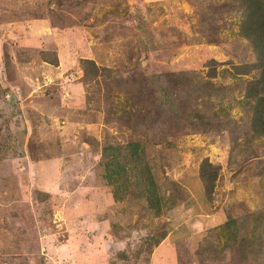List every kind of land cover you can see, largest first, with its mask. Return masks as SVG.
<instances>
[{
    "label": "rangeland",
    "instance_id": "obj_1",
    "mask_svg": "<svg viewBox=\"0 0 264 264\" xmlns=\"http://www.w3.org/2000/svg\"><path fill=\"white\" fill-rule=\"evenodd\" d=\"M209 16L218 43L202 28ZM244 18L234 0H0V264H252L212 242L228 215L252 228L246 252L264 263V229H253L264 139L236 107L245 123L229 132L195 120L177 130L155 105L161 86L210 60L254 64L237 35ZM224 75L227 98L250 78ZM115 161L130 173L119 188ZM144 166L167 201L160 214L136 195Z\"/></svg>",
    "mask_w": 264,
    "mask_h": 264
},
{
    "label": "trees",
    "instance_id": "obj_2",
    "mask_svg": "<svg viewBox=\"0 0 264 264\" xmlns=\"http://www.w3.org/2000/svg\"><path fill=\"white\" fill-rule=\"evenodd\" d=\"M234 1L240 3L245 14L244 20L237 25V35L248 40L255 54L256 62L251 66L240 64L231 68L218 69L214 65V60H210L205 65V70L192 71V73L184 72L181 79L173 78L174 85L169 83L163 85V87L161 86L165 98L155 105L161 108V116L166 111V120L175 123L177 130L179 126H182L179 123L180 121L193 123L195 120L197 121L196 124H201L200 128L203 131L221 129V131L226 130L229 132H231L230 128L238 129L236 127L238 123H245V120L238 122L231 115V109L236 107L241 113L240 118L245 116L248 118V127L251 134L255 135L257 140L264 139V0ZM209 19H203L202 28L207 33V38L209 37L207 39L208 43H218L220 40L216 36L217 33H215L217 32V20L212 16H209ZM259 21H261L260 26L256 24ZM85 63L88 64L90 61ZM217 64L221 65V63ZM224 72L231 80H241L242 75H250V78L243 82L242 88H240L241 82H238L236 84V87H239L237 93L227 98V93L234 84L230 81L228 83L222 81V79H226ZM170 93H173V95L171 96ZM197 97L202 98V105L195 106V104H192L193 98ZM198 107H200L199 110ZM130 149L132 152L144 150L140 142H134ZM256 151L254 149V153ZM208 168V164L204 161L202 165L203 172L200 177L202 176L201 182L205 185L206 190L210 192L216 172H210ZM128 170L129 168L115 161L113 170L107 174L108 182L116 184L120 181H126L127 175L130 174ZM138 177L139 184H142L143 189H139L136 195L144 196L148 207L153 209L156 214H160L167 201L159 193L147 166H144L142 173L139 172ZM136 184L138 183L136 182ZM117 186L119 188V185ZM252 214L249 215L251 218H253ZM238 219L228 215L222 225L213 229L215 239L212 242H216V246L220 244L219 251L224 254L238 247L240 250L238 255L241 254L246 263L264 264L260 262L256 254L249 255L246 252L250 247L247 239L249 236L246 233L250 232L252 228L245 232ZM253 223V229L258 226L264 229V210L254 217ZM216 246L210 247V250H218ZM207 249L209 248H204V251Z\"/></svg>",
    "mask_w": 264,
    "mask_h": 264
}]
</instances>
